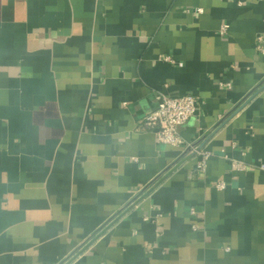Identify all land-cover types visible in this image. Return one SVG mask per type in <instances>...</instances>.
Masks as SVG:
<instances>
[{"label": "crops", "instance_id": "0c3cea01", "mask_svg": "<svg viewBox=\"0 0 264 264\" xmlns=\"http://www.w3.org/2000/svg\"><path fill=\"white\" fill-rule=\"evenodd\" d=\"M260 33L264 0H0V264H264ZM159 93L204 171L137 129Z\"/></svg>", "mask_w": 264, "mask_h": 264}, {"label": "built area", "instance_id": "2783aa9c", "mask_svg": "<svg viewBox=\"0 0 264 264\" xmlns=\"http://www.w3.org/2000/svg\"><path fill=\"white\" fill-rule=\"evenodd\" d=\"M228 27V24L221 25L220 34H225ZM254 48L257 53L264 55V33L256 36ZM164 59L165 61L171 60L169 56ZM227 85L230 86V84ZM197 103L198 98L192 94L165 95L159 93L156 96L155 108L142 117L137 129L154 132L160 143L180 147L184 154L199 155L196 169L204 171L212 153L201 148L198 144L184 141L179 132V128L195 115ZM230 164L233 169H244L245 167L236 160H231ZM215 186L218 190L225 189L223 181L218 182ZM189 213L194 216L195 210L190 208ZM193 228H196L195 225ZM225 249L230 250L229 247Z\"/></svg>", "mask_w": 264, "mask_h": 264}]
</instances>
